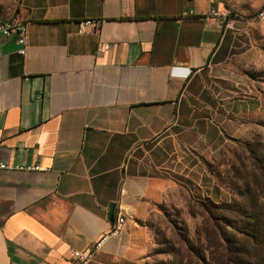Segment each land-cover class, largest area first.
I'll return each mask as SVG.
<instances>
[{
    "label": "crops",
    "instance_id": "crops-1",
    "mask_svg": "<svg viewBox=\"0 0 264 264\" xmlns=\"http://www.w3.org/2000/svg\"><path fill=\"white\" fill-rule=\"evenodd\" d=\"M21 6L26 54L0 35V161L39 169L0 171V264H72L110 232L112 204L125 232L90 264L131 257L157 206L212 197L209 165L264 127L259 35L214 16L218 0Z\"/></svg>",
    "mask_w": 264,
    "mask_h": 264
},
{
    "label": "rangeland",
    "instance_id": "rangeland-1",
    "mask_svg": "<svg viewBox=\"0 0 264 264\" xmlns=\"http://www.w3.org/2000/svg\"><path fill=\"white\" fill-rule=\"evenodd\" d=\"M218 1L227 13L232 12L234 17L247 21L248 29L255 30L259 35L254 44L258 47L256 58L259 61L257 68L260 69L253 76L264 94V68L261 67L264 64V24L255 21L257 13L264 7V0ZM22 16L21 0H0V22L22 19ZM254 134L248 143L234 145L221 164L215 165L213 178L219 188L216 187L212 197L202 198L198 193L179 190L173 205L157 206L149 219L142 223L145 237L139 241L133 255L111 258L107 263L203 264L198 262L196 253L201 259L205 258V264H228L226 248L236 250L246 240L234 233L230 226H223L224 223L218 219L221 215L219 210L210 207L208 212L201 203L208 200L216 204L236 203L244 219L243 213L257 210L249 205V201L264 197V127H259ZM247 188L249 193L246 194ZM235 217V213L231 214L230 220ZM214 223L221 230L225 229L227 241L218 238Z\"/></svg>",
    "mask_w": 264,
    "mask_h": 264
},
{
    "label": "trees",
    "instance_id": "trees-1",
    "mask_svg": "<svg viewBox=\"0 0 264 264\" xmlns=\"http://www.w3.org/2000/svg\"><path fill=\"white\" fill-rule=\"evenodd\" d=\"M227 9L229 8L227 7ZM230 16H233L232 12ZM214 169L215 165H209V170L212 176ZM247 193H249L248 188L246 190V194ZM259 199L256 201L255 199L249 201V205L255 207L257 210L243 213L242 215L245 217V219L240 216L241 211H239L236 203L216 204L212 200H208L205 202L203 201L201 203L203 209H205L206 211H208V208L210 207L219 210L221 212V215L218 219L222 223H224L223 226H230L233 229L234 233L242 235L246 240L244 244L241 243V245H239L241 246V249H239V246L238 248H236V250L229 249L228 247L226 248L229 255L227 256L228 264H264V197H262V200ZM233 213L236 214V217L234 218V220H230V215ZM218 219L215 218L216 223ZM115 220L116 213L114 221ZM214 226L217 230L218 238H222L224 241H227L228 238L225 235V229L221 230L215 223ZM188 243L191 244L190 242ZM195 256L199 259L198 262L201 261L203 262V264H205V258L201 259L196 253Z\"/></svg>",
    "mask_w": 264,
    "mask_h": 264
},
{
    "label": "built area",
    "instance_id": "built-area-1",
    "mask_svg": "<svg viewBox=\"0 0 264 264\" xmlns=\"http://www.w3.org/2000/svg\"><path fill=\"white\" fill-rule=\"evenodd\" d=\"M214 16H220L229 26H234L236 19L231 18L230 14L225 12L219 14L213 12ZM255 21L259 24H264V8L260 10L256 17ZM97 22L93 20H86L79 23V33L84 34L89 28L95 27ZM0 35L10 38L12 36H17L19 43L23 46L20 54H26L27 48V23L23 19L11 20L6 22H0ZM111 50V45L108 43L99 42L97 45V51L99 54L107 53ZM38 167H27V166H13L9 163L0 161V171H22V172H31L38 170ZM124 192V191H123ZM127 225V217L124 214H119L116 220L112 224V228L108 234L103 235L97 242L94 247L90 250L72 251V264H90L96 260L99 252L102 251L105 244L111 238H120L125 232Z\"/></svg>",
    "mask_w": 264,
    "mask_h": 264
},
{
    "label": "water",
    "instance_id": "water-1",
    "mask_svg": "<svg viewBox=\"0 0 264 264\" xmlns=\"http://www.w3.org/2000/svg\"><path fill=\"white\" fill-rule=\"evenodd\" d=\"M115 207H116L115 204H112V205H111L110 216H109V220H110L111 222H113L114 219H115Z\"/></svg>",
    "mask_w": 264,
    "mask_h": 264
}]
</instances>
